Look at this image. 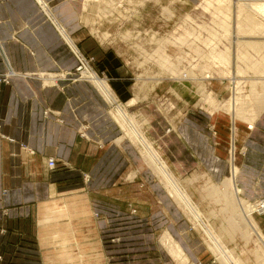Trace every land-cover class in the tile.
I'll return each mask as SVG.
<instances>
[{"label":"crops","instance_id":"obj_1","mask_svg":"<svg viewBox=\"0 0 264 264\" xmlns=\"http://www.w3.org/2000/svg\"><path fill=\"white\" fill-rule=\"evenodd\" d=\"M40 1L50 15L39 0H0V77L17 74L0 83V264H118L109 228L129 208L148 220L152 211V219L164 222L183 244L191 264H221L191 231L189 242L183 238L188 220L149 175L143 173L147 193L156 200L144 201L140 194L130 202L123 198L118 181L128 164L141 174L138 147L121 141L117 126L123 132L122 125L91 82L58 74L77 68L74 48L94 56L98 71L113 74L107 45L91 25L95 12L102 13L94 3L103 0ZM111 78L120 101L141 98L136 106L148 102L141 111L156 120L145 94ZM182 98L189 105V96ZM252 124L230 134L226 117L187 113L170 135V124L162 119L164 151L181 178L219 183L228 175L229 149L231 163L243 150L239 182L248 199H258L264 195V109ZM49 160H55V169H49ZM96 191L102 194L98 200ZM254 218L264 232V216ZM160 251H150L161 259L155 263L176 264L167 250Z\"/></svg>","mask_w":264,"mask_h":264},{"label":"rangeland","instance_id":"obj_2","mask_svg":"<svg viewBox=\"0 0 264 264\" xmlns=\"http://www.w3.org/2000/svg\"><path fill=\"white\" fill-rule=\"evenodd\" d=\"M240 1L103 0L102 4L95 2V9L101 6L102 13L99 15L98 10L95 12L91 25L97 36L102 37L107 45L108 66L114 69L113 74L98 71L94 56L84 54L82 56L94 72L102 80L107 81L110 90L118 99V105L125 109L131 121L165 162L175 182L177 181L234 258L242 261V264H264V239L242 230V224H237L238 211L228 202V196L235 194L242 200L248 212L254 202L264 198L263 195L255 198L256 200L248 199L246 189L240 185L241 169L238 164L242 157L240 153L244 155L243 150L236 151L235 161L231 163L232 153L231 148L229 149L228 175L221 182L212 183L208 179L201 181L194 175L181 178L173 168L174 161L170 154L165 152L163 147L165 130L162 127V119L170 124L168 133L172 135L187 113L203 111L214 117L219 115L228 118L231 122L230 134H233L241 124L247 125L241 118V111L246 113L248 118L255 113L259 115L257 111L259 105L252 92L255 90L262 95L264 91L262 85L258 84V81L264 79V20L258 17L262 23L251 25L242 19L247 11L240 5ZM58 74L66 79L71 77V80L81 81L77 79V68L74 72ZM111 77L119 79L120 83L128 84L130 88L134 85L136 90L145 94V99H150V104L154 106L156 120L152 113L150 117L153 121L141 111L148 102L136 106L138 99L141 98H133L128 102L120 101L111 85L113 82ZM150 92L152 96L148 97ZM184 95L189 96L187 98L189 105H186V100L182 98ZM108 108L111 116L116 118L121 126L113 107L110 105ZM233 117L238 121L234 130ZM122 127L123 132L119 126L117 130L119 136L124 137L127 131L123 125ZM134 145L137 146L135 143ZM137 147L141 174L137 176L136 167L128 164L118 181L119 188L123 189L121 194L123 198L130 202L132 196L140 194L144 201L156 200L157 195L147 193V177L143 173L149 175L152 182L163 187L172 204L176 205L183 217L188 220L190 230H182L183 238L189 242L191 231L194 238L198 236L200 242L204 244L203 247L210 250L208 237L201 228L192 223L165 187L161 176L154 171L153 166L151 167V162L145 159L140 147ZM167 153L169 161L166 159ZM230 163L236 170L231 169ZM137 187L139 192L134 191ZM97 192L94 193L96 200L102 195ZM113 197L114 193L110 194L108 199L111 200ZM149 216L148 220L142 215L138 216L137 209L129 208L125 211L123 219L116 220L112 228H109V235L112 236L109 246L118 264H157L155 261L161 259L154 258L153 253H150L156 250H167L172 257L164 241V237L168 235L184 252L183 244L168 231V226L158 218L153 220L152 211ZM258 226L264 237L259 223ZM237 249L242 250L245 256L237 255ZM172 258L176 264H191L187 256L184 263Z\"/></svg>","mask_w":264,"mask_h":264},{"label":"bare ground","instance_id":"obj_3","mask_svg":"<svg viewBox=\"0 0 264 264\" xmlns=\"http://www.w3.org/2000/svg\"><path fill=\"white\" fill-rule=\"evenodd\" d=\"M39 3L43 7L45 12L48 13L47 5L44 4V2L40 0H39ZM239 3L247 11V13L243 15L242 19H245L246 22L250 23L251 25H257V22L260 24L262 23V21L258 20L257 18L259 17L262 20H264V0H241ZM59 29L61 30V33L65 37L64 30L61 28ZM73 50L77 58L80 57L81 59H83L82 54H80L78 50H76L75 48ZM92 70H93L92 67L88 65L87 69L81 74L80 80L92 82V84L96 86L100 94L103 95L106 102L113 107V110L118 115L119 121L126 128V131H127L125 132L124 137H122L121 141H123V139H128L131 143H135L137 146L140 147L142 155L145 156V159L147 161L149 160L151 162V167L153 166L155 169L154 171H156L157 174L161 176V178L164 181L163 183L165 187L167 188V190L169 191V193L179 203V206H181V208L185 211L187 216L191 219L192 223H194L197 227L201 228L202 231L205 233V235L208 237V240L210 242V251L213 252L217 260L219 259V261H221L222 264H242V261L236 260L233 254L224 246L221 239L215 234L213 228L206 222L203 215L197 210L194 204L190 201L187 194L176 183L177 181L175 182V179L170 173V171L168 170V167L165 164V162L161 159V157L157 154V152L153 150V148L147 142L146 138L141 134V131L135 126L133 121H131L125 109L121 108L118 105L119 104L118 99L116 95L114 94V92L110 90L111 87L107 83V81L102 80L96 74V72ZM15 75L17 74L12 72L11 76L13 77ZM258 84L259 85L261 84L262 87L264 88V79L258 81ZM252 96L253 98L255 97V99H257L256 103L259 105L257 111H258V114H260L261 111L264 109V91H263V94L261 95V94H258V92H256L255 90H253ZM256 114L257 113H255L254 115H251L248 118L246 113H244L243 111L240 112V115H242L241 118L244 119L247 122V124H251V125H253L252 123L257 117ZM237 124H238V121L236 117H233L232 118V130L236 128ZM86 127L87 126L83 127L84 137H86V134L84 132V130L87 129ZM252 128L253 127H251V129ZM231 169L233 171L236 170L233 164H231ZM233 175H234L233 176V180H234L235 178L234 172H233ZM228 202L230 204L232 203V206L235 208L236 211H238L239 220L237 219L238 221L237 224L238 225L242 224L241 225L242 230H247L248 232L257 235L261 239H264V237H262L260 233L258 223L256 219L254 218L256 214L260 216L261 215L264 216V208H261V206H259L260 204L264 205V198L254 202L251 208H249L248 212H246V208H245L244 203H242V200L238 199L235 194H230V196H228ZM164 241L166 245L169 247V251L172 254V257H174L177 261L184 263L187 258H186V255H184V252L181 246L178 245L175 241L173 242L169 235L168 237H164Z\"/></svg>","mask_w":264,"mask_h":264},{"label":"built area","instance_id":"obj_4","mask_svg":"<svg viewBox=\"0 0 264 264\" xmlns=\"http://www.w3.org/2000/svg\"><path fill=\"white\" fill-rule=\"evenodd\" d=\"M79 60V63L80 65L77 67V73L76 74L78 77L77 79L80 80L81 78V74L87 69V66L89 65L88 62L86 61V59L83 57V59H81L80 57L78 58ZM11 76V73H9L8 75L6 76H3V77H0V83H6L8 84L9 83V78ZM83 137H84V134H83ZM48 166H49V169H55L56 168V162L55 160H49L48 162ZM259 206H261V208H264V205L260 204Z\"/></svg>","mask_w":264,"mask_h":264}]
</instances>
